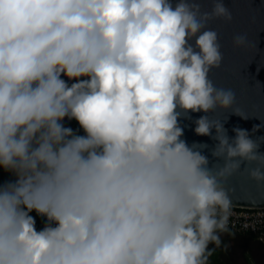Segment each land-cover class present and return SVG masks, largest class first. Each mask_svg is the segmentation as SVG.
<instances>
[{"label":"clouds","instance_id":"obj_1","mask_svg":"<svg viewBox=\"0 0 264 264\" xmlns=\"http://www.w3.org/2000/svg\"><path fill=\"white\" fill-rule=\"evenodd\" d=\"M211 4L0 0V264H209L229 178L264 185L260 125L229 136L209 117L248 119L209 77L223 54L207 25L232 20ZM182 120L216 143L188 144Z\"/></svg>","mask_w":264,"mask_h":264},{"label":"water","instance_id":"obj_2","mask_svg":"<svg viewBox=\"0 0 264 264\" xmlns=\"http://www.w3.org/2000/svg\"><path fill=\"white\" fill-rule=\"evenodd\" d=\"M201 10L210 11L211 0H200ZM226 6L232 13V20L225 22L222 19L209 21L207 27L215 29L219 36L220 51L223 59L219 67L213 68L209 77L217 87L231 88L236 93L234 107L248 117L242 119L231 113V110L216 109L209 113L211 119L226 122L228 135L233 136V127L251 130L255 125L260 128L252 133L253 139L264 136V0H225ZM237 34H246L247 43L244 46L234 47L233 37ZM192 119L203 113H192ZM66 126L78 129L79 126L64 121ZM184 140L188 144L205 142L209 149L216 143L208 136H197L192 120H182ZM82 132V130H81ZM205 149V154H209ZM264 152V143L260 149ZM254 164L248 167H254ZM226 187L232 191V204L260 206L264 205V185H258L250 179L246 171L237 173L229 178Z\"/></svg>","mask_w":264,"mask_h":264},{"label":"built area","instance_id":"obj_3","mask_svg":"<svg viewBox=\"0 0 264 264\" xmlns=\"http://www.w3.org/2000/svg\"><path fill=\"white\" fill-rule=\"evenodd\" d=\"M229 232L248 233L264 240V205L248 206L232 204Z\"/></svg>","mask_w":264,"mask_h":264},{"label":"rangeland","instance_id":"obj_4","mask_svg":"<svg viewBox=\"0 0 264 264\" xmlns=\"http://www.w3.org/2000/svg\"><path fill=\"white\" fill-rule=\"evenodd\" d=\"M66 122L70 121L67 120ZM221 239L223 241L222 246L217 248L214 252H217L218 256L222 259L230 258L237 263L238 261H243L245 255L249 257L252 262L262 261L264 258V245H260L256 241H251L236 233H225L222 235ZM209 247L212 246L210 245ZM211 256L209 257V261L212 258Z\"/></svg>","mask_w":264,"mask_h":264},{"label":"trees","instance_id":"obj_5","mask_svg":"<svg viewBox=\"0 0 264 264\" xmlns=\"http://www.w3.org/2000/svg\"><path fill=\"white\" fill-rule=\"evenodd\" d=\"M67 121V119H65ZM70 121V123H73L75 125H78L77 122L75 120H68ZM76 130V129H74ZM82 134V132H81ZM10 178V174L7 172H4L2 169H0V181H5L8 180ZM32 215L36 218V227L37 229H40L43 226V218L36 216V214L33 212ZM232 232H228L226 234H231ZM238 235H241L243 237H245L246 239H250L251 241H256L258 242L260 245H264V240L260 241L258 240L254 235L252 234H248V233H236ZM211 260L209 261V264H264V258L262 261H255L252 262L249 257H246V255L244 256V260L243 261H238L237 263L230 258H225L222 259L218 256L217 252L213 253L211 256Z\"/></svg>","mask_w":264,"mask_h":264}]
</instances>
